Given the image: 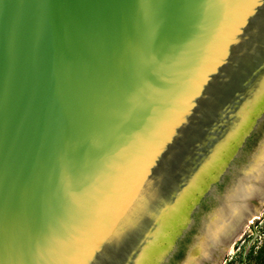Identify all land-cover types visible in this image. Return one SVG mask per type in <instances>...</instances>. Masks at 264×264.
Here are the masks:
<instances>
[{
    "label": "water",
    "instance_id": "95a60500",
    "mask_svg": "<svg viewBox=\"0 0 264 264\" xmlns=\"http://www.w3.org/2000/svg\"><path fill=\"white\" fill-rule=\"evenodd\" d=\"M263 126L264 0H0V264H170L215 200L187 264Z\"/></svg>",
    "mask_w": 264,
    "mask_h": 264
},
{
    "label": "bare ground",
    "instance_id": "6f19581e",
    "mask_svg": "<svg viewBox=\"0 0 264 264\" xmlns=\"http://www.w3.org/2000/svg\"><path fill=\"white\" fill-rule=\"evenodd\" d=\"M252 194L260 205L264 204V143L253 162L239 176L231 192L221 203L219 210L205 225L201 238L191 251L187 264H193L192 262L201 264V260H210L215 247L227 246L228 242L233 243L240 237L242 230L254 217V210L248 211L247 205L244 204V200ZM241 218H244L242 223H240ZM220 234H226L229 238L226 237L218 243Z\"/></svg>",
    "mask_w": 264,
    "mask_h": 264
},
{
    "label": "rangeland",
    "instance_id": "374dc122",
    "mask_svg": "<svg viewBox=\"0 0 264 264\" xmlns=\"http://www.w3.org/2000/svg\"><path fill=\"white\" fill-rule=\"evenodd\" d=\"M264 137V126L261 130L253 137V140L247 142L243 149V158L237 164V167H241L247 163L250 157L257 151L259 143ZM249 143V144H248ZM228 180L219 186H217L218 194H222L228 185ZM214 200L207 207L202 208L199 215L196 218V227L190 232L188 239L185 241L183 251L178 259L172 264H180L181 261L186 257L188 248L193 243V237L197 233V228L202 218L206 217L211 213L216 206ZM247 205V210H254V217L242 230L241 235L238 239L234 240L233 243H227L217 247L212 252L210 260L204 261L203 264H264V204L260 205L257 200L252 199ZM257 209V210H256Z\"/></svg>",
    "mask_w": 264,
    "mask_h": 264
},
{
    "label": "trees",
    "instance_id": "16d2710c",
    "mask_svg": "<svg viewBox=\"0 0 264 264\" xmlns=\"http://www.w3.org/2000/svg\"><path fill=\"white\" fill-rule=\"evenodd\" d=\"M249 141H251V138L248 139V142H249ZM202 207H203V208L207 207V205L205 204V202L202 203ZM182 245H183V244H182V242H181L179 247H183ZM181 249H182V248H181ZM180 251H181V250H180ZM180 254H181V252L178 251V252L174 255V257L172 258L170 264H172L173 262H175V261L178 259V257L180 256Z\"/></svg>",
    "mask_w": 264,
    "mask_h": 264
},
{
    "label": "flooded vegetation",
    "instance_id": "af4514ba",
    "mask_svg": "<svg viewBox=\"0 0 264 264\" xmlns=\"http://www.w3.org/2000/svg\"><path fill=\"white\" fill-rule=\"evenodd\" d=\"M253 137H254V136L251 137V140H253ZM249 142H250V141H249ZM248 144H249V143H248ZM207 203H208V202H206L205 204L208 205ZM187 239H188V236L186 237V239H184V241H182V244H183L182 246H184V243H185V241H186ZM181 248H183V247H179V248H178V251L182 253L183 249H181ZM180 250H181V251H180ZM178 251H177V252H178Z\"/></svg>",
    "mask_w": 264,
    "mask_h": 264
}]
</instances>
